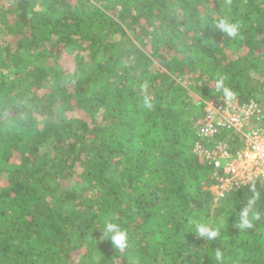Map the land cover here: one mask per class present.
<instances>
[{"label":"trees","instance_id":"trees-1","mask_svg":"<svg viewBox=\"0 0 264 264\" xmlns=\"http://www.w3.org/2000/svg\"><path fill=\"white\" fill-rule=\"evenodd\" d=\"M39 2L0 0V264H214L217 248L226 264H264V215L238 226L252 182L215 199V164L195 150L242 146L226 128L198 132L207 102L224 99L218 73L264 124V0ZM225 14L241 38L214 26ZM111 213L134 248L101 239ZM190 217L219 237L199 236Z\"/></svg>","mask_w":264,"mask_h":264},{"label":"built area","instance_id":"built-area-1","mask_svg":"<svg viewBox=\"0 0 264 264\" xmlns=\"http://www.w3.org/2000/svg\"><path fill=\"white\" fill-rule=\"evenodd\" d=\"M205 111L198 129L201 137L211 139L226 128L240 134L242 139V146L236 152H231L223 141L212 148H205L200 142L196 145L200 157L215 164L217 181L213 186L217 189L215 199H218L251 181L250 177L258 170L264 173V124L254 126L261 111L255 100L245 104H240L237 98L232 102L212 100L207 102Z\"/></svg>","mask_w":264,"mask_h":264},{"label":"clouds","instance_id":"clouds-1","mask_svg":"<svg viewBox=\"0 0 264 264\" xmlns=\"http://www.w3.org/2000/svg\"><path fill=\"white\" fill-rule=\"evenodd\" d=\"M214 26L220 31L225 33L229 38H241V23L238 20H234L229 15H221L213 22ZM214 92L221 95L226 102H232L237 93L232 86L228 84V77L224 74H216ZM144 95L141 97L142 103L146 108H151L153 105V98L149 92V84L145 82L142 85ZM259 176L260 180L264 181V173L259 170L254 176H251V182L253 187V195L248 198V204L245 206L239 216L238 226L242 229H249L254 226V223L262 218L264 213L257 207H255L257 201H264V192L256 190V177ZM188 225L194 232L201 237H206L208 241L216 240L220 235V228L212 225L210 222L203 219L196 220L190 217ZM103 236L101 239L107 237L110 238L115 248L119 250H127L134 248V237L130 236L127 229L122 227L118 218L114 213L109 214L103 218ZM213 258L214 264H226L227 258L221 249L217 248L210 254Z\"/></svg>","mask_w":264,"mask_h":264},{"label":"rangeland","instance_id":"rangeland-1","mask_svg":"<svg viewBox=\"0 0 264 264\" xmlns=\"http://www.w3.org/2000/svg\"><path fill=\"white\" fill-rule=\"evenodd\" d=\"M47 1L48 0H44V2H47ZM44 2L43 3H41V2L37 3V6L44 8L45 5L47 4ZM60 63L64 66V68L66 70H68V71L70 70L71 72H73L75 69L74 54L71 52L63 51V53L60 56ZM64 116L67 118H71V119H75V118L87 119L88 118L86 112L82 109H79V108H72V109L70 108V109L66 110ZM77 181H78V179H77ZM4 183H6V177L5 176L2 177V183L1 184L3 185ZM81 188L83 189L84 186H81ZM211 189L213 190V192L217 191L216 188L214 190V186H212Z\"/></svg>","mask_w":264,"mask_h":264}]
</instances>
